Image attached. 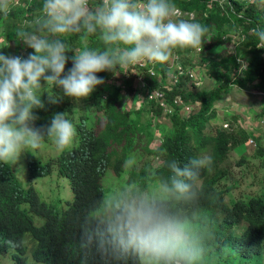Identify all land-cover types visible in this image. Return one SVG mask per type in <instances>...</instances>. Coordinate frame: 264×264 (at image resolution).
<instances>
[{
	"label": "clouds",
	"instance_id": "9594fccd",
	"mask_svg": "<svg viewBox=\"0 0 264 264\" xmlns=\"http://www.w3.org/2000/svg\"><path fill=\"white\" fill-rule=\"evenodd\" d=\"M91 3L43 0L16 32L34 52L26 58L0 53V162L8 171L15 166L14 181L0 185V264H200L203 237L184 206L199 197L201 170H211L207 154L181 161L182 166L169 161L171 175L149 188L129 184L128 172L119 176H128L123 186L111 188L107 180L117 176L108 168L104 184L109 192L100 198L75 191L70 183L72 200L59 190L50 201L41 191L65 178L51 173L48 161L53 160L54 167L76 145V129L67 112L54 113L43 127L34 126L39 119L34 110L45 108L39 94L45 88L42 80L79 101L103 84L101 98L106 100L114 87L125 92L114 76L104 81L97 73H116L145 60L167 62L174 49L200 48L208 31L199 22L175 19L178 11L171 0ZM7 8L8 0H0V10ZM252 31L261 41L258 48H264V31ZM97 33L103 50L86 44L72 49L62 39ZM69 59L72 67L66 72ZM49 102L57 99L49 95ZM41 148L52 152L43 157ZM58 149L64 151L55 153ZM28 157L39 161L29 165ZM134 163L129 156L124 168ZM59 169L58 164L55 171Z\"/></svg>",
	"mask_w": 264,
	"mask_h": 264
},
{
	"label": "trees",
	"instance_id": "16d2710c",
	"mask_svg": "<svg viewBox=\"0 0 264 264\" xmlns=\"http://www.w3.org/2000/svg\"><path fill=\"white\" fill-rule=\"evenodd\" d=\"M8 10H0V53L27 57L34 50L27 47L23 41H19L16 35L24 21L32 18V13L42 7L43 0H15ZM100 0H92L91 5L98 4ZM182 13L179 19L199 22L208 31L204 37V44L200 48L177 49L180 53H194L199 49L203 59V67L214 78L218 85L211 90H201L197 87L189 88V78L180 75L178 82H167L164 78L157 81L149 74L146 82L150 91L159 89L163 91L164 101L173 108L169 116V123H160L161 143L158 147H152L154 133L149 126L140 122L141 112L133 111L125 106V97L118 87H114L107 95L103 96V84L97 86L95 91L87 98L80 101L63 95L62 90L54 86L46 87V82L41 81L45 88L40 90L44 109H35L39 117L34 122L37 128L50 123L54 113L67 112V118L72 121L76 135L71 152L57 160L52 166L53 160L48 161L51 173L56 172L65 177L71 188L75 191L95 195L100 198L103 192L109 189L104 184V178L108 179L107 170L110 168L114 175L119 177L126 172L129 174V184L138 183L142 187L149 186L162 178L171 175L167 163L176 160L182 166L186 160L201 154H207L212 158L211 170L202 169L199 180V197L196 201L186 204L184 207L203 237L204 256L208 260L201 264H250L258 257H264V199L260 195L252 194L246 199H236L231 203L226 201V188L219 186L221 176L226 175L225 167L228 154L232 147L239 144H247L252 133L238 125L234 121L227 125H218L214 132L204 133L202 130L206 121L213 118L212 113L215 102L222 91L227 89L230 83L248 84L256 82L259 88L264 90V48H258L261 44L259 38L253 33V29L264 31V4L261 0H213V6L209 7L211 0H171ZM23 4L27 5L24 6ZM246 5L244 9L243 6ZM193 13L189 16V13ZM186 13V14H185ZM177 19V20H179ZM241 28V29H240ZM240 30V41L233 42L231 32ZM236 34V33H235ZM72 49H81L87 45L90 49L103 50L104 45L99 39V33L83 37L79 34H71L63 37ZM13 44V45H12ZM231 48V49H230ZM183 51V52H181ZM67 55L71 58L74 52ZM192 67L190 59L187 60ZM72 67L69 59L65 71ZM137 68H140L137 65ZM105 79L113 77V72L105 71L96 74ZM49 95L57 99L56 103L49 102ZM180 96L184 102L195 105L194 110L184 115L182 106L175 103V97ZM155 102L151 100V104ZM158 108H154L156 119L162 115V108L156 102ZM81 105L85 111L74 122L75 109ZM198 109V110H197ZM197 112L194 113V111ZM212 110V111H211ZM95 114L92 116V114ZM134 117H130L131 114ZM97 124H100L97 131ZM45 141H49L46 139ZM55 144L51 141L50 148ZM65 148L64 150H66ZM64 150H57L59 153ZM264 152V149H260ZM62 154V153H61ZM60 154V155H61ZM60 155H56V158ZM138 155V156H137ZM134 157L139 159V166L135 163L128 169L124 168L125 160ZM29 165L39 161L28 157ZM156 162V164H155ZM58 164L60 169H57ZM3 169L0 162V185L7 186L14 181L12 168ZM36 171V164L31 167ZM113 174V173H112ZM83 194L81 198L87 197ZM99 200H97L98 202ZM221 217H220V216ZM221 218L215 224L216 218ZM205 227H209L205 229Z\"/></svg>",
	"mask_w": 264,
	"mask_h": 264
},
{
	"label": "rangeland",
	"instance_id": "374dc122",
	"mask_svg": "<svg viewBox=\"0 0 264 264\" xmlns=\"http://www.w3.org/2000/svg\"><path fill=\"white\" fill-rule=\"evenodd\" d=\"M15 3V0H8L7 10ZM23 5L27 6L25 4ZM245 7L246 5H244L242 9ZM192 14V12L189 13V16H192ZM181 15L182 13H179L175 19H179ZM239 32L240 30H233L231 32L232 40L235 43H238L241 39ZM12 55L17 56L16 53H13ZM189 59L192 64V67L189 70H193L196 73H188L190 79L188 80L187 85L189 88L193 89L194 87H197L201 90L214 89L218 85V82L212 78L203 67V62L206 59H203L199 49L190 54L187 52L179 54V51L174 49L167 62L160 63L145 60L122 69L117 68V72L113 73V76L115 77L114 81H118V85L123 86V83L127 85L125 90L122 88V90L125 91V93L122 94L127 97L125 106L128 105L127 108L132 109L133 111H140V122L145 126H149L154 133L155 137L151 142L152 147H158L161 143V134L159 130L161 124L157 125L156 122L159 120L161 121L160 123L166 124V121L169 123V116H164L166 115V112H162V115H160V113L158 114L159 116L154 119V114H157L154 111V108H158V106L156 100L152 97V92L149 90L150 87L145 80L146 75L144 78V73L149 74L157 81H162V78H164L167 82H173L176 76H180V67L183 70L189 68L190 65L187 63V60ZM137 65H139L140 68H137ZM190 75H192V77ZM183 76L186 77L184 74ZM140 77H143L144 80L141 81L139 79ZM193 78L197 79L196 82L198 86L192 81ZM199 79L201 82H198ZM107 82L109 81H106V83ZM150 92L151 94L149 96ZM106 93L107 92L105 91L104 94ZM152 98L155 100L153 104H151ZM189 106H191L193 111L195 105ZM74 109L76 114L73 121L77 122L80 118L81 112L85 111V106L81 105V107L78 106ZM197 110H195L194 113L197 112ZM212 110L211 114H214V116L206 121V125L202 129L204 133H213L216 126L227 125L229 122L234 121V116H237V120L234 121L235 123L246 128L248 133H252L247 144L244 146L243 144H239L232 147L228 154L225 163V167L228 171L226 175L221 176L219 181V186L227 189L226 201L231 203L236 199H246L252 194H258L264 199V152H260V149H264V90L259 88L256 82L248 84L230 83L229 87L222 91V94L215 102ZM94 114L95 112L92 116ZM130 117H134V114L132 113ZM97 125V131H99L101 126L100 124ZM251 139H253V141ZM50 152H52V150L45 148L40 149V154L43 157H46ZM140 162L141 161L137 159L135 165L139 166ZM10 167L15 169V166L13 165ZM127 179V175L120 178L112 177L107 180V185L111 188H118L123 186ZM59 190H61L63 198L66 200H72V193L70 191L69 182L66 178L53 180V184L49 185L46 191H41L48 200L53 201ZM219 216L216 218L215 224L220 222L221 218H219ZM208 228L209 227H205V229ZM206 260H208V257L203 255L200 264ZM218 263V261L215 263L213 258L210 264ZM238 264H244L243 260ZM250 264H264V257L258 256L254 258Z\"/></svg>",
	"mask_w": 264,
	"mask_h": 264
},
{
	"label": "built area",
	"instance_id": "2783aa9c",
	"mask_svg": "<svg viewBox=\"0 0 264 264\" xmlns=\"http://www.w3.org/2000/svg\"><path fill=\"white\" fill-rule=\"evenodd\" d=\"M212 1L213 0H211V2L209 3V7H212L213 6V3H212ZM224 0H220V4L223 2ZM227 1V0H226ZM177 11H178V14L180 13L181 14V11L179 10V9H177ZM191 67H189L188 69H186V70H183L181 67H180V69H179V74L180 75H186V78L188 77L189 79H190V77L188 76V73L189 72H193V73H195L193 70H189ZM186 71V72H185ZM196 74V73H195ZM191 77H192V75H190ZM144 78H145V76H144ZM144 78L143 77H140L139 79L141 80V81H143L144 80ZM192 81L194 82V84H196V86H198V84H197V79L196 78H193L192 79ZM174 83H176V82H178V76H176L175 77V79H174V81H173ZM198 82H201V80L199 79L198 80ZM126 84L125 83H123V86H121L124 90L126 89ZM123 90V92H125ZM152 92V97L156 100V102L159 104V106L162 108V110H163V112H166V114H170V113H172V111H173V108L171 107V106H169L165 101H164V99H163V91H160L159 89H155V90H152L151 91ZM151 92L149 93V96H150V94H151ZM152 98V99H153ZM175 103H177V104H179L180 106H182V108H181V111L184 113V114H189L191 111H192V108H191V106H189V105H191V104H188V103H186V102H184V100L180 97V96H177V97H175ZM252 141H253V139H251Z\"/></svg>",
	"mask_w": 264,
	"mask_h": 264
}]
</instances>
